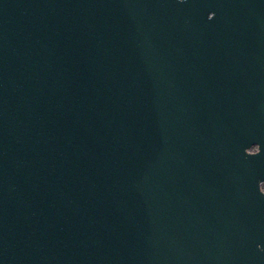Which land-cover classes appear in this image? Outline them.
<instances>
[{
    "label": "water",
    "instance_id": "95a60500",
    "mask_svg": "<svg viewBox=\"0 0 264 264\" xmlns=\"http://www.w3.org/2000/svg\"><path fill=\"white\" fill-rule=\"evenodd\" d=\"M261 183L264 0H0V264H264Z\"/></svg>",
    "mask_w": 264,
    "mask_h": 264
},
{
    "label": "rangeland",
    "instance_id": "374dc122",
    "mask_svg": "<svg viewBox=\"0 0 264 264\" xmlns=\"http://www.w3.org/2000/svg\"><path fill=\"white\" fill-rule=\"evenodd\" d=\"M254 148H252V150H253ZM261 188H263L264 189V183H261Z\"/></svg>",
    "mask_w": 264,
    "mask_h": 264
}]
</instances>
